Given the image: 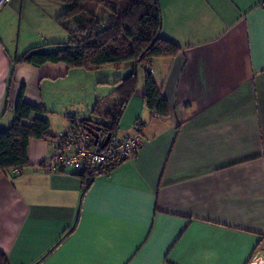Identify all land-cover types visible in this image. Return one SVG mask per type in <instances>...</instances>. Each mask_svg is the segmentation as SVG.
Instances as JSON below:
<instances>
[{"label": "crops", "instance_id": "crops-1", "mask_svg": "<svg viewBox=\"0 0 264 264\" xmlns=\"http://www.w3.org/2000/svg\"><path fill=\"white\" fill-rule=\"evenodd\" d=\"M158 1L161 34L182 46L151 60L169 106L159 116L145 105L143 64L128 61L108 78L65 62H16L68 42L45 40L31 20L37 5L39 18L52 6L69 37L64 3L11 0L0 9V130L12 126L21 96L46 110L53 135L70 117L100 120L121 101L118 82L141 66L118 133L141 120L147 138L90 182L46 170L53 147L31 139L23 171L0 170V249L10 264H264V4Z\"/></svg>", "mask_w": 264, "mask_h": 264}, {"label": "trees", "instance_id": "trees-1", "mask_svg": "<svg viewBox=\"0 0 264 264\" xmlns=\"http://www.w3.org/2000/svg\"><path fill=\"white\" fill-rule=\"evenodd\" d=\"M58 1L67 6L59 19L63 28L69 33L68 42L55 43L57 49L54 52H49L42 47H34L16 62L35 65L65 62L71 68L86 69L100 68L106 64L121 68L128 61L143 64L145 67L143 93L145 105L153 111V114L167 115L168 103L149 68L152 67L153 58L174 57L182 50V46L161 34L163 17L159 1ZM86 2H95L108 8L111 13L108 20L103 23L94 13L87 11L84 6ZM137 85L138 73L135 69L133 73L118 82L115 89L121 97L118 104L113 105L104 114H99L103 115L100 120L81 119L89 133L93 135L96 127H101L99 136L106 139L109 133L118 132L123 112L136 92ZM45 112L44 108L27 103L22 96L20 97L15 108V119L12 126L7 130H0V170L9 172L14 167H21L23 170L29 164L27 158L29 141L33 138L49 141L53 137L50 132V123L42 116ZM34 113L40 115L31 120ZM29 120L32 122L28 123ZM68 120L70 126L78 119L70 117ZM91 179H88V182ZM0 264H10L8 257L1 249Z\"/></svg>", "mask_w": 264, "mask_h": 264}, {"label": "built area", "instance_id": "built-area-1", "mask_svg": "<svg viewBox=\"0 0 264 264\" xmlns=\"http://www.w3.org/2000/svg\"><path fill=\"white\" fill-rule=\"evenodd\" d=\"M11 0H0V9ZM264 4V0H262ZM153 72V68H149ZM154 116H159L154 113ZM105 137H95L89 133L81 119L71 124L69 128L61 130L50 138L53 152L43 165L46 170L58 172H81L87 179L117 166L137 155L146 145L147 138L143 131L142 121H137L133 132L119 134L114 132L106 146H102ZM21 167L11 169V174L19 175Z\"/></svg>", "mask_w": 264, "mask_h": 264}, {"label": "rangeland", "instance_id": "rangeland-1", "mask_svg": "<svg viewBox=\"0 0 264 264\" xmlns=\"http://www.w3.org/2000/svg\"><path fill=\"white\" fill-rule=\"evenodd\" d=\"M84 6L86 7L87 11L94 13L99 19H101L103 21V23H105L106 20H108V18L111 15L108 8H106L103 5L96 4L95 2H86V3H84ZM61 7H63V6L61 5ZM40 8H41L40 5H37V7L35 8V9H38V11H39L38 14H35V16L37 18L31 17L32 21H35V22L38 21L37 22L38 23V25H37L38 26V32H39L38 34L40 36H43V38L45 40H48L47 38L58 40L59 38L62 37V38H66V39H64L65 41H68L69 37H67L66 32L59 26L58 22L51 19L52 18L51 13L53 12L52 11L53 7L44 5V9H43L44 13L42 12L44 17L39 18V13H41V11L39 10ZM25 15H28V14L25 12ZM51 21L54 23V25H56L58 27L57 30L55 29V26L52 25ZM29 29L30 28H28V30ZM42 34H44V35H42ZM59 40H61V39H59ZM43 42H45V41H43ZM60 42H63V41H60ZM46 47L47 46H45L44 48H46ZM124 65H127V64H124ZM115 67L116 66H114L113 64H106V65L101 66L100 68H95L94 71H97V72L99 71L100 76H106L109 78L110 76H112L114 74L113 71L116 69ZM143 72H144L143 67L139 66L137 73L142 74ZM78 87H79V83H74V84H71L69 89L76 92L77 94H79L80 91H78L79 90ZM51 116H53V113L51 114ZM76 173H79L80 175L85 176L81 172H76Z\"/></svg>", "mask_w": 264, "mask_h": 264}, {"label": "water", "instance_id": "water-1", "mask_svg": "<svg viewBox=\"0 0 264 264\" xmlns=\"http://www.w3.org/2000/svg\"><path fill=\"white\" fill-rule=\"evenodd\" d=\"M100 131H101V127H96V130L93 132V136L95 137V143H96V144L98 143L99 138H100V136H99V132H100ZM110 136H111V134L109 133V134L107 135V137H106V139H105L103 145H102L103 147L106 146V144L108 143V141H109V139H110Z\"/></svg>", "mask_w": 264, "mask_h": 264}]
</instances>
